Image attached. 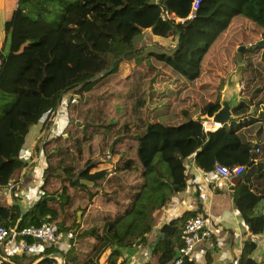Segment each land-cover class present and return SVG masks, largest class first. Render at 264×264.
<instances>
[{
    "label": "trees",
    "instance_id": "obj_1",
    "mask_svg": "<svg viewBox=\"0 0 264 264\" xmlns=\"http://www.w3.org/2000/svg\"><path fill=\"white\" fill-rule=\"evenodd\" d=\"M192 1L17 0L8 46L5 52L0 50V188L13 185L10 203L0 198V224L22 227L56 219L58 234L71 233L70 246L62 253L63 264H96L107 248V260L114 264L122 248L149 243L148 235L161 209L187 184L188 163L206 172L219 162L243 165L232 178L233 204L252 234L264 229V207L257 209L264 199V44L252 42L258 33L264 35V0H199L195 13L188 17ZM143 32L153 37L152 42L136 43V36ZM238 42L251 43L239 49L242 86L232 109L234 117L205 127L198 116L219 108L229 72L220 74L216 67L227 66ZM140 65L145 68L142 81L151 88L141 87L135 103L141 119L134 127L124 125L123 131L116 132L118 127L110 124L106 128L89 120L79 124L73 117L75 102H68L62 131L47 136L64 93L72 91L77 101L110 75L118 79ZM214 80L220 82L215 87L217 94L205 101L210 86L205 93L201 89ZM172 82L181 83L179 110L173 100L178 94H159L161 86L172 93ZM196 99L202 102L198 111ZM251 106L254 110L249 112ZM39 120L32 154L40 147L44 152L43 192L23 205L15 193L23 187V180L12 177L19 169H24V177L34 163L20 153L29 127ZM93 135L110 140L116 161L115 171L104 184L115 180L120 185L127 174L136 177L121 198L95 182L112 171L114 163L108 157L97 163L92 158L79 175L74 172L75 162L84 157L85 150L90 154ZM51 156L57 157L54 165L48 160ZM55 173L62 180L49 190V177ZM80 178L94 183L89 185ZM46 194L54 196L45 199ZM95 195L100 207L94 208L93 222L77 223V210L84 214ZM196 211L184 210L160 225L161 237L152 247L159 264L174 258L182 244L185 219ZM255 247L253 239L244 240L237 264H257L251 256ZM55 248L49 245L41 254H13L3 257L0 264H31L40 256L36 264H54L55 257L44 255ZM81 253L84 258L76 256ZM0 255L4 256L1 249ZM185 264H191L188 258Z\"/></svg>",
    "mask_w": 264,
    "mask_h": 264
},
{
    "label": "crops",
    "instance_id": "obj_2",
    "mask_svg": "<svg viewBox=\"0 0 264 264\" xmlns=\"http://www.w3.org/2000/svg\"><path fill=\"white\" fill-rule=\"evenodd\" d=\"M16 6L17 0H0V50L2 49V52H5L8 46L9 32L12 27ZM240 97L241 95L239 94V99ZM253 110L254 107L251 106L249 112ZM40 127L41 120L33 123L26 134L22 147V149L26 148V160H29L31 157L32 147L37 140L36 137L40 131ZM30 169L28 176L25 175L23 177L24 169H19L12 177L15 178L18 175L23 180L21 183V186H23L21 190L19 192L15 191V193L21 197L20 200L23 205L28 204L29 194L26 190H30L34 185L33 167H30ZM187 169L190 177L187 179L185 188L175 193L171 201L161 209L158 221L153 225L152 231L148 235L149 243L154 242L150 240H155L158 235H161L158 229L163 222L181 215L184 210L196 209L197 211L202 212L209 220V223L212 226V235L209 240L200 243L196 247L195 252L188 257L191 264H237L241 257L243 242L247 238L253 239L256 244L251 255L252 258L257 264H264V229L255 234H252L248 230L239 210L233 204V179L229 182H219L218 184L207 185L196 173L197 167L192 162L187 164ZM113 172V170L110 171L105 178ZM7 189L8 187H5L4 189L0 188V196H5L6 202L4 203H10L12 198V191ZM23 190L24 193L21 194ZM97 196L98 195H95L93 197V202L87 205L84 214H82L81 222L83 224L85 222L91 224L93 218L97 215V209H94L95 207H100L97 202ZM262 207H264V199L259 202L257 209H261ZM76 229L77 228H75V230ZM70 236V232L66 233V235L59 234V240L61 239L60 237H62L61 241H66L63 242L65 247L61 250L62 253L68 250L70 246ZM75 241L76 238L74 239V245L77 247L78 244L75 243ZM149 243L143 245L139 242L136 245L122 248V253L117 256L114 264H159L158 256L153 254ZM0 249L2 250V248ZM109 250L110 248H107L101 253L96 264H109L107 260ZM54 251H60V249L55 248ZM28 253L41 254L43 252ZM14 254L20 255L21 253ZM77 254L76 256L84 258L82 253L79 255ZM41 257L43 256H40L31 264H36ZM62 258L55 256V262L60 260H63L64 262V256ZM21 260L25 263L28 261L24 258Z\"/></svg>",
    "mask_w": 264,
    "mask_h": 264
},
{
    "label": "rangeland",
    "instance_id": "obj_3",
    "mask_svg": "<svg viewBox=\"0 0 264 264\" xmlns=\"http://www.w3.org/2000/svg\"><path fill=\"white\" fill-rule=\"evenodd\" d=\"M252 35V34H250ZM256 37V36H255ZM263 39V44H264V35L258 33L257 37L255 40L252 42H255L256 40ZM136 43H149L152 42L153 37L148 33V32H143L141 34H138L135 38ZM157 42H161V40L156 39ZM251 43V42H250ZM248 43H243V42H238L234 46L233 52L231 57L227 59L228 63L227 66L225 67L224 65H220L216 67V70L218 73L225 74V70H229L228 75L225 74V81L223 84V88L225 87L226 83L231 80L236 83L238 88H241L242 86V71L241 67L242 64L238 58L240 57L239 52L240 48L245 45L250 44ZM261 48H258L259 53L261 52ZM258 53V55H259ZM257 55V56H258ZM225 64V63H224ZM123 73L125 71L124 68ZM145 70L144 67L141 65L136 67L134 70H130L129 73H125V75L121 76L118 79H114L111 77V75L108 77V79L104 80L98 87L96 86L90 93L84 94L80 98H77V101H75V107L73 110V117L75 120L80 124V123H86V121H93L96 122L95 124L98 123L100 127L106 128L108 127L107 124H110V126L118 127L114 128L116 132L123 131L125 129L124 125H130L132 127L139 123V120L141 117H137V110L136 108V102L140 98L141 94V87L146 86L148 89L151 88L150 86L147 85V82L143 83L142 81V74L143 71ZM117 78V77H116ZM241 83V85L237 84ZM179 84L181 83H171L169 87L173 88L172 93H167V88L165 86H161L159 88V94H178L177 97H175L174 103L178 106L176 110L181 109L180 107L182 106V99L179 90ZM220 82L214 80L213 82H210L206 85L203 86L201 89L202 92L205 93L206 89L205 87L210 86L207 95L205 96L204 100L207 101V99L212 98L214 94H217V91L215 89L216 86H219ZM222 88V90H223ZM221 90V94H222ZM72 91H67V93L71 94ZM240 94V91H239ZM195 105L198 111L200 109V105L202 104L201 100L196 99L195 100ZM172 103V102H171ZM73 104V103H72ZM196 116L199 114L195 112ZM153 117V116H152ZM112 122V123H111ZM81 124V125H82ZM111 128V127H110ZM112 129V128H111ZM116 132L113 134L115 135ZM50 145V144H49ZM48 145V146H49ZM110 140H108L106 137L104 138H97V136L93 135V139H91L90 143V154L87 153L85 150L84 157L75 162V173H79V171L83 170V168L86 165V162L90 159H95L96 157H101L103 156L108 157L113 163V171H115V166H116V161L114 160L115 157L113 154H111V149L112 145ZM47 146V150H48ZM119 143L115 144V147H118ZM41 156H44L42 154ZM114 157V159H113ZM48 160L54 165L57 162V157L56 156H51L48 158ZM69 159H64V162H69ZM30 168H27L26 175L28 176L30 173ZM57 172L62 173V168H58ZM79 175V174H78ZM105 178V177H104ZM97 180L95 182H98L100 184V188L107 187V189H112V193H114L118 197H123L125 196L128 187L130 186L131 183L134 182L135 176L132 174H127L124 175L123 178H121V183L118 185L115 183V180L112 181L110 184H104L103 181L105 179ZM59 180H62V176L58 174H52L51 177H49L48 181V186L47 188L54 189L57 187L59 184ZM25 182V181H24ZM23 182V183H24ZM103 184V185H102ZM123 185V187H121ZM1 200L3 202L5 201V196H0ZM81 210V209H80ZM77 212H76V220H77ZM81 219H82V211H81ZM56 220V219H55ZM57 221V220H56ZM77 223H82L81 221L77 220ZM77 228V227H76ZM66 235V234H63ZM68 237V236H67ZM62 239V237H60ZM60 239V240H61ZM67 239V238H66ZM66 242V241H63ZM68 242V241H67Z\"/></svg>",
    "mask_w": 264,
    "mask_h": 264
},
{
    "label": "built area",
    "instance_id": "obj_4",
    "mask_svg": "<svg viewBox=\"0 0 264 264\" xmlns=\"http://www.w3.org/2000/svg\"><path fill=\"white\" fill-rule=\"evenodd\" d=\"M199 0L192 1V11L188 17L192 16L195 9L198 6ZM182 19V18H180ZM238 85H241L239 83ZM76 101V96H71L70 93H64L60 99V103L54 111L51 117V123L48 128L47 136H53L60 133L67 121V104ZM203 122V121H202ZM205 127H214L217 125H210L203 122ZM26 148L21 150L20 156L26 158ZM42 148L38 152H31V157L28 162H33V177L34 185L30 190H26L29 194L28 204L34 202L41 194L42 189L40 184L43 181V172L45 167V156ZM243 170L242 164H236L233 166H227L225 164L215 162L213 167L203 172L199 168L196 169V173L200 176L204 183L207 185L218 184L219 182H229L233 177L238 175ZM12 183H9L6 187L7 190L12 191ZM20 191V190H19ZM17 190V192H19ZM24 193V190L21 194ZM58 225L55 219L45 220L39 225L28 224L22 227H18L17 224L3 225L0 224V248H2L3 255H0V262L3 257H7L14 253L31 252L41 253L44 252L46 247L54 245L60 251L65 247V244L59 240V234L57 233ZM212 235V226L209 220L203 215L202 212L197 211L193 215L188 216L181 228L180 237L182 244L177 249V256L174 257L168 264H185L186 258H188L196 247L206 240H209ZM27 237H32L33 240L29 241ZM62 260L54 262V264H60Z\"/></svg>",
    "mask_w": 264,
    "mask_h": 264
},
{
    "label": "water",
    "instance_id": "obj_5",
    "mask_svg": "<svg viewBox=\"0 0 264 264\" xmlns=\"http://www.w3.org/2000/svg\"><path fill=\"white\" fill-rule=\"evenodd\" d=\"M193 13H195V11H193ZM260 43L263 42V39L259 40ZM239 100V88L237 87L236 83L234 81L229 80L225 87L222 90V94L220 97V105L219 108L217 110H215L212 114H203L198 116L199 119H201L203 122L210 124V125H221L225 122H227L229 119H231L232 117H234V114L232 112L233 107L237 104ZM258 146V142L255 140L254 141V148H257ZM252 157H254V153H252ZM251 163V162H250ZM249 163V164H250ZM81 181H83L80 178ZM85 182V181H83ZM87 183V182H85ZM89 184V183H87ZM54 195L51 194H46L45 196H43V198L45 199H51ZM22 216V213H21ZM77 220L81 221V210L78 209L77 210ZM161 235H158L156 237V239L154 240V242L150 243V247L152 248L154 246V244L160 239ZM44 256L46 257H63V254L61 251H51L47 254H45ZM177 256V252L175 253V256ZM63 259V258H62ZM63 260L60 262V264H63Z\"/></svg>",
    "mask_w": 264,
    "mask_h": 264
},
{
    "label": "bare ground",
    "instance_id": "obj_6",
    "mask_svg": "<svg viewBox=\"0 0 264 264\" xmlns=\"http://www.w3.org/2000/svg\"><path fill=\"white\" fill-rule=\"evenodd\" d=\"M103 160H105V158H104L103 156H101V157H96L95 159H93L92 163H97V162H99V161H103ZM80 173H81V171H79L78 174H80ZM81 179H82L83 181L89 183V184L94 183V181L89 180V179H87V178H81Z\"/></svg>",
    "mask_w": 264,
    "mask_h": 264
}]
</instances>
